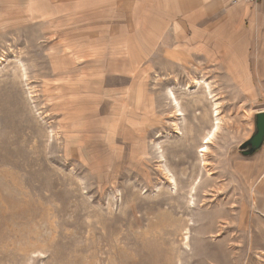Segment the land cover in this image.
<instances>
[{"label": "rangeland", "instance_id": "1", "mask_svg": "<svg viewBox=\"0 0 264 264\" xmlns=\"http://www.w3.org/2000/svg\"><path fill=\"white\" fill-rule=\"evenodd\" d=\"M21 1L0 0V264H264V147L240 150L264 86L212 35L184 62L165 40L136 86L55 83Z\"/></svg>", "mask_w": 264, "mask_h": 264}, {"label": "crops", "instance_id": "2", "mask_svg": "<svg viewBox=\"0 0 264 264\" xmlns=\"http://www.w3.org/2000/svg\"><path fill=\"white\" fill-rule=\"evenodd\" d=\"M21 3L22 19L45 28L53 47L51 65L57 70L55 83L80 85L87 80L91 83L99 80L101 84L108 81L112 85L123 84L129 78L130 84L136 86L148 79L149 64L160 46L163 49L165 40L168 55L184 62L189 58L190 43L197 52L201 50L199 42L209 43L213 36L214 53L224 56L234 83L245 82L251 88L253 83L264 86V0L259 3L22 0ZM190 28L194 32L192 39ZM206 35L212 36L206 39ZM109 93L117 94L114 89Z\"/></svg>", "mask_w": 264, "mask_h": 264}, {"label": "water", "instance_id": "3", "mask_svg": "<svg viewBox=\"0 0 264 264\" xmlns=\"http://www.w3.org/2000/svg\"><path fill=\"white\" fill-rule=\"evenodd\" d=\"M264 146V110L255 115V131L252 136L240 145L244 156H251Z\"/></svg>", "mask_w": 264, "mask_h": 264}, {"label": "bare ground", "instance_id": "4", "mask_svg": "<svg viewBox=\"0 0 264 264\" xmlns=\"http://www.w3.org/2000/svg\"><path fill=\"white\" fill-rule=\"evenodd\" d=\"M200 84H203V83H201L199 80H196L195 81V86H200ZM206 84V83H205ZM209 83H207V85H208ZM211 87V86H210ZM209 87V88H210ZM210 90V89H209ZM211 92V91H210ZM174 100H175V102H177V100L174 98ZM178 104V103H177ZM219 124H217V126L216 127H214L215 128V130L213 131V133L211 134L212 136H215V134H216V131H218V129H219ZM208 138V137H207ZM209 140L208 141H210V138H208ZM208 141H207V143H208ZM204 151V150H203Z\"/></svg>", "mask_w": 264, "mask_h": 264}, {"label": "built area", "instance_id": "5", "mask_svg": "<svg viewBox=\"0 0 264 264\" xmlns=\"http://www.w3.org/2000/svg\"><path fill=\"white\" fill-rule=\"evenodd\" d=\"M233 2H236V1H246V2H249V3H259L263 0H232Z\"/></svg>", "mask_w": 264, "mask_h": 264}]
</instances>
